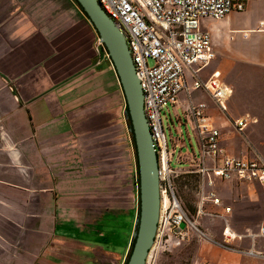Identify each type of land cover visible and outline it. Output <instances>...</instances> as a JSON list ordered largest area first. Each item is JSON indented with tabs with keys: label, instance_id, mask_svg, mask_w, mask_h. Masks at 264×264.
<instances>
[{
	"label": "crops",
	"instance_id": "obj_1",
	"mask_svg": "<svg viewBox=\"0 0 264 264\" xmlns=\"http://www.w3.org/2000/svg\"><path fill=\"white\" fill-rule=\"evenodd\" d=\"M201 27L215 58L197 77L218 72L232 96L225 111L203 90L181 93L167 116L176 175L200 155L188 115L200 103L228 154L264 158V0H246L244 12ZM99 44L74 0H0V264L127 261L140 208L137 170L132 140L119 148L112 119L123 92ZM194 78L187 70L189 88ZM246 118L248 128L237 132L233 122ZM261 229L227 250L239 264H264Z\"/></svg>",
	"mask_w": 264,
	"mask_h": 264
},
{
	"label": "built area",
	"instance_id": "obj_2",
	"mask_svg": "<svg viewBox=\"0 0 264 264\" xmlns=\"http://www.w3.org/2000/svg\"><path fill=\"white\" fill-rule=\"evenodd\" d=\"M105 14L122 32L143 95V111L152 134L160 170V215L154 245L164 244L170 234L181 236L189 228L197 227L177 198L172 178L171 151L163 117L178 105L181 93L203 90L226 111L232 96L219 73L205 81L197 75L215 58L209 32L203 30L204 20H223L233 12L242 13L246 0H97ZM99 46L103 47L101 44ZM104 56L109 59L104 51ZM195 77L189 88L186 72ZM205 104L191 105L189 118L200 137V155L192 161V173L198 177L197 215L224 218L230 207H223L216 190L217 181L239 184L264 185V158H238L227 153L221 145V132L205 114ZM248 118L233 122L241 133L249 126ZM169 128V127H168ZM3 140V124L0 118V145ZM210 203L222 208L223 213L206 211ZM182 223L185 230L180 229ZM264 236V224L261 229ZM226 243L239 238L229 226L223 231ZM153 248V247H152ZM151 253V251H150ZM253 255V252H248ZM149 257L147 258L148 262ZM146 262V264H147ZM208 264V263H207Z\"/></svg>",
	"mask_w": 264,
	"mask_h": 264
},
{
	"label": "rangeland",
	"instance_id": "obj_3",
	"mask_svg": "<svg viewBox=\"0 0 264 264\" xmlns=\"http://www.w3.org/2000/svg\"><path fill=\"white\" fill-rule=\"evenodd\" d=\"M210 21L215 22L216 20ZM115 107L117 115L116 119H112V124L117 126L119 148L124 149L131 139L127 129L128 121H126L124 116L126 101L123 93L120 91L116 99ZM112 110H115L113 105ZM163 123L170 142L169 150L172 151L169 129L170 121L166 116L163 117ZM183 132L186 135L185 128H183ZM172 138H177V133L174 129ZM186 140L189 150L192 153L187 137ZM192 144L194 151H196L197 145L194 139ZM196 155L199 157L198 152H196ZM171 166L172 168L176 166L174 159ZM192 170L193 168H189L182 175H174L172 183L177 198L184 207L188 218L194 223L197 229L191 227L181 236L170 234L167 241L161 245L157 242L151 249L147 264H225L226 262L239 264V258L228 252L229 250L238 249L237 243L239 240L236 239L233 243H226L223 231L229 225L233 232L241 238H245V242H248L253 235L259 234L264 224V187L259 185L247 187L219 184L217 193L223 201V207H231V211L229 213H223L222 208H215L210 203H206V211L210 213L212 211L222 212L224 218L205 215L198 216L197 212L194 213L189 209H196L199 201L198 179L196 174L192 173ZM179 176H183L181 180L183 184L181 187L182 191L176 183Z\"/></svg>",
	"mask_w": 264,
	"mask_h": 264
},
{
	"label": "water",
	"instance_id": "obj_4",
	"mask_svg": "<svg viewBox=\"0 0 264 264\" xmlns=\"http://www.w3.org/2000/svg\"><path fill=\"white\" fill-rule=\"evenodd\" d=\"M98 35L108 54L126 101L124 116L133 133L138 167L140 208L136 219L132 251L125 264H146L155 242L160 215V170L158 156L147 124L144 95L136 75L126 40L115 23L105 14L97 0H75ZM186 224L180 225L185 230Z\"/></svg>",
	"mask_w": 264,
	"mask_h": 264
},
{
	"label": "trees",
	"instance_id": "obj_5",
	"mask_svg": "<svg viewBox=\"0 0 264 264\" xmlns=\"http://www.w3.org/2000/svg\"><path fill=\"white\" fill-rule=\"evenodd\" d=\"M75 1V0H74ZM75 3L78 5V7L80 8V10L83 12V10H82V8L79 6V4L75 1ZM84 13V12H83ZM85 14V13H84ZM102 50H103V52L105 51V49L102 47ZM128 123H130V122H128ZM130 135H131V140H132V144H133V148H134V155H135V161H136V170H137V177H138V167H137V154H136V147H135V141H134V136H133V133L131 132L130 133ZM196 177H197V175H196ZM183 179V176H179L178 177V179L176 180V183L180 186V190H181V187H182V183H181V180ZM197 179H198V177H197ZM138 180V179H137ZM182 191V190H181ZM189 209H191L194 213L195 212H197V207H196V209L195 208H189ZM134 242V241H133ZM132 246H133V244H132ZM131 251H132V247H131V250H130V253H129V255H128V258H129V256H130V254H131ZM127 258V259H128Z\"/></svg>",
	"mask_w": 264,
	"mask_h": 264
}]
</instances>
